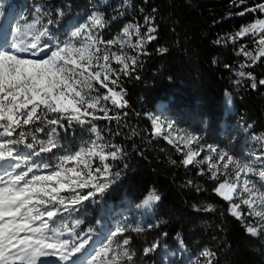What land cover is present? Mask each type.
Here are the masks:
<instances>
[{
	"label": "trees",
	"instance_id": "1",
	"mask_svg": "<svg viewBox=\"0 0 264 264\" xmlns=\"http://www.w3.org/2000/svg\"><path fill=\"white\" fill-rule=\"evenodd\" d=\"M40 2L53 16L59 9L64 23L71 16L87 15L92 0ZM129 2L128 9L120 14V9L115 10L112 4L97 2L113 31H118L126 20L138 18L143 22L146 17L149 18L147 27L156 28L152 33L156 39L136 52V63L131 65L129 74L118 75L115 89L123 90L128 101L126 107L117 109L110 100L104 101L109 115H119L121 119L94 121L103 137L100 142L121 146L123 158L106 161L113 173L111 183L102 194H96L94 206H90L89 200L77 209L75 206L71 218L66 211L59 212L56 217L59 225L64 227L63 224L72 219L93 223L96 214L106 217L112 201L116 207L122 197L129 203L138 202L154 187L162 198L152 216L148 217L147 211L143 213L151 227H142L139 233L126 231L123 234L130 239L127 247L135 254V264H163L158 247L148 255L143 252L155 240L173 248L180 240L190 251L209 249L214 253L212 264H264V234H249L246 222L248 226L250 220L241 207L243 220L234 217L228 202L214 191L222 176L212 179L205 165L195 162L201 154L192 164L184 165L177 146L155 133L145 117L154 103L161 101L163 113L178 127L192 133L203 146L223 148L230 155L239 154L248 134L256 137L253 143L264 144V86L252 89L247 76L233 82V73L237 71L252 73L257 81L264 79V57L253 64L245 60L240 51L243 47L250 52L255 38L247 35L235 38L242 27L264 18L260 12H245V8H253L264 0H246L244 4L234 3V0ZM13 5L20 7L19 0ZM241 12L244 15L238 14ZM225 95L229 96L228 101H224ZM96 115L103 113L99 111ZM90 127L73 124L68 131L73 134L68 135L69 144L76 147L85 138L90 140ZM209 205L213 210L205 211ZM89 211L94 216H89ZM168 263L176 264L172 259H168Z\"/></svg>",
	"mask_w": 264,
	"mask_h": 264
},
{
	"label": "snow or ice",
	"instance_id": "2",
	"mask_svg": "<svg viewBox=\"0 0 264 264\" xmlns=\"http://www.w3.org/2000/svg\"><path fill=\"white\" fill-rule=\"evenodd\" d=\"M236 2L244 4L246 0H234V3ZM37 12H40V9H37ZM245 12L264 13V3H257L253 8H245ZM58 14L63 15L62 12ZM238 14L242 16L244 12ZM43 15L47 16L48 13L45 12ZM88 21L90 23L81 24L71 31L66 39L55 44L44 41V38L50 40L55 38L51 36V29L41 24L40 18L25 26L26 34L31 36L30 40L14 37L15 42L12 43L0 41V161L18 160L19 163L15 165L13 172L21 163L29 164L27 171L13 174L5 170L0 175V264H45L41 259L44 257H58L64 264H82L77 257L78 254L85 252L88 240L70 243L67 239H61L62 233L59 229L50 227V221L55 222L54 218L61 209L69 211L97 193L102 194L109 187L113 175L111 165L106 161L109 158L111 160L123 158L121 146L98 143L103 137L94 121L121 119L119 115L110 116L109 108L102 103L110 100L111 105L117 109L125 108L128 103L123 90L115 91L109 87V83L116 85L119 79V77L110 79L115 71L111 67V61L114 59L122 65L120 71L127 76L129 74L127 61L131 60L132 64H135L136 59L115 52L109 55L108 46L118 43L123 48L127 43L129 47H141L148 41L156 39L152 35L156 28L149 26L146 40L142 39L137 44H132L130 29L139 36L140 27L128 24L123 27L122 36L118 35L116 39L105 42L93 34V30L106 26L103 14L94 12L88 17ZM53 22L49 19L48 25ZM38 24L40 27H37ZM145 24H149L148 17L145 18ZM16 33H21L19 27L16 28ZM246 35L258 40V54L252 55L243 47L240 51L255 64L264 57V19H257L255 23L242 27L235 34V38ZM125 37L128 39L125 40ZM99 45H104L103 49ZM102 51L103 55H100ZM238 75L247 76L251 80L252 89L264 86V79L257 81L252 73L241 71ZM97 84L100 88L107 89L103 95L99 94ZM97 111L103 115H96ZM49 114H54L56 118H50ZM61 117L69 124L75 121L91 125L90 131L96 134V140L74 154L57 157L59 162L55 165L29 163L32 155L51 153L53 149L60 147L56 137V126H63ZM45 124L49 129L46 133L47 139L38 140L35 133L45 132ZM152 124L159 134L161 130L159 122L154 119ZM26 126H32L34 131L26 133ZM13 136L19 138H7ZM27 136H31L33 143H28L26 147L34 149L35 145L39 144L40 149L39 152L33 151L21 157L14 146L23 143ZM194 139L196 137L190 135L185 143ZM169 143L172 141L169 140ZM208 151L216 153L220 161H225L223 163L225 170L231 164L235 175L234 180L231 182L224 180L214 191L230 202L231 214L243 220L245 217L240 211V204L233 202L234 195L237 196L240 202L247 206L249 214L259 218V228L247 226L246 222V231L253 236L264 233V190L257 188V182L250 178L254 175L259 177L260 182H264V154L249 161H241L229 152L211 145L208 146ZM197 154L190 150L182 163L192 164ZM93 157H97L102 164V168L97 167L94 172L91 165ZM211 159V155H206L204 160L195 162L202 164ZM70 161L75 162V165L68 166ZM80 165L87 171L78 170ZM208 167L211 178L215 179L217 164L209 163ZM40 168L54 170H49L46 174H34L33 170ZM30 173L33 174L29 178ZM115 175L118 176L119 173ZM84 189H88L86 194L83 193ZM65 191L71 195L67 197L61 195ZM204 210L212 211L213 208L209 205ZM65 231L72 232L74 228L65 226ZM126 231L139 233L143 229L132 225L117 226L111 233L109 243L91 259H87L86 264H98V259L102 264H135V254L127 247L130 245L129 238L124 237L122 243L116 242V247H112L114 238L123 237ZM49 232L52 236L48 235ZM156 248L157 245L154 243L144 248L143 252L148 255ZM200 255L204 257L206 264H212L211 257L214 253L211 250L204 249Z\"/></svg>",
	"mask_w": 264,
	"mask_h": 264
},
{
	"label": "rangeland",
	"instance_id": "3",
	"mask_svg": "<svg viewBox=\"0 0 264 264\" xmlns=\"http://www.w3.org/2000/svg\"><path fill=\"white\" fill-rule=\"evenodd\" d=\"M103 3H106L107 5L112 4V6L115 8V10H118V13H122L124 10L128 9V6L130 4L129 0H100ZM15 2V0H0V41H7L8 43H12L15 42V40L13 39L14 37L16 39H22V40H30L31 36L26 34V24H31L34 23L35 20L37 18H40L41 24H45L47 25L50 29H51V36H53L55 39H49V38H44L45 42H49L51 44H55L60 40H64L67 38V36L71 33V31L75 30L76 27L80 26L81 24H86V23H90L88 21V17L94 13V12H98V13H102L103 14V19L106 21V26L104 28H97L95 30H93V34L94 35H98L99 38L103 41H108V40H114L117 38L118 35L122 36V31H123V27L128 25V24H135L138 25L140 27V35L137 36L135 34L134 30L130 29L131 32V36H130V41L132 44H137L138 41L140 40H146L147 38V25L145 24V21L140 22L138 21V18H135L134 20H126L122 23L121 28L118 31H113L111 28V23L109 22L108 19L105 18V14L104 12L100 9V7L98 6L97 2L98 0H92L91 3V11L86 15V14H79V15H75V16H71L70 18H68L64 23H62L61 18L63 17V15H59L58 13H60L61 11L58 9L56 10V16H53L52 13H50V10L45 8L44 5H42V2H40V0H19L20 2V7L15 8L13 3ZM37 9H40V12H37ZM48 13L47 16L43 15V13ZM51 14V15H50ZM264 15V13H262ZM115 15V14H113ZM52 19L54 22L50 25H48V20ZM264 19V18H263ZM255 23V22H254ZM19 27L21 29V33L17 34L16 33V28ZM37 27H40V25L38 24ZM85 37H81V39H83ZM125 40H127L128 38H124ZM144 45V44H143ZM253 48L252 50H250V53L252 55H257L258 54V40L254 39V44H253ZM99 47H101L103 49L104 45H99ZM142 47V46H141ZM141 47H129L127 43H125L124 47L121 48L120 45L117 44H113L108 46L109 48V55H111L112 52H115L118 55H124L126 54L127 56H131L134 57L135 59H137V55L136 52L139 51V49ZM100 55H103V51L100 53ZM245 56V55H244ZM245 60H250L249 57L245 56ZM127 63L129 64V70H131V65H132V61L128 60ZM111 67L115 70L111 76L110 79H116L118 77V75L120 73H122L120 71V69L122 68V65H120L117 61H115L114 59L111 61ZM241 71H237L235 73H233V82H237L239 78H241V76L238 75V73ZM97 88H99V94L103 95L107 89H103L100 88V86L97 84L96 85ZM109 87L114 88L115 89V85H112L111 83H109ZM96 94V93H93ZM229 98L226 97L224 98V101H228ZM104 104V101L102 102ZM228 104V102H227ZM105 106V104H104ZM163 102L161 101H156L153 105V109L147 113L145 115V117L150 121L151 123V127L152 130L156 133L155 130V126L152 124V120H157L161 126V130H160V137L163 138V140L167 143H169V140L172 141V143L169 144H174L175 146H177V148L180 150V152L182 153V160H184L188 154V152L191 150L192 152L198 153L195 157V160L198 159L199 155L201 154V157L199 159V161L204 160V157L206 155H211L212 159L210 161H205L203 164L205 165L206 169L211 173V171L209 170V163H216L217 164V175L222 176V180L220 181L223 182L224 180H229L230 182L232 180L235 179V175H234V171H233V166L231 164H229V168L227 170H225L223 168V163L225 161H220L218 156L216 155V153H209L208 151V146H203L201 145L196 139L191 140L190 142L185 143V141L187 140V138L191 135L194 136L192 133H190L188 130L183 129L178 127L165 113H163ZM99 111H97L96 113H98ZM51 117H55L56 116L54 114H49ZM63 117H61V123L63 126L61 125H57V132H56V137L59 140V144L61 145L63 143V141L61 140V136H73V134L71 132L68 131L71 129L72 130V126L73 121L71 124L68 123V121L66 120V123L63 124ZM171 125V127H170ZM25 128H28V126H26ZM45 132L42 135H38L37 133H35L36 136L40 137L41 139H44L46 141L47 139V131L49 130L47 125L45 124ZM34 131V129L32 130ZM92 137L96 139V134L95 133H91ZM246 138H244L242 141V148L240 149V153L239 154H234L233 152L231 153L235 158L240 159L241 161H249L251 159H253L256 156H260L262 154H264V144H260L258 141H256V143H253V141L256 139L254 137L251 136V134H248L247 136H245ZM8 139H12L11 137H7ZM64 140V139H63ZM95 141V140H94ZM65 142V141H64ZM92 142V141H91ZM90 140L85 138L84 140H82L80 143L84 145L88 146L90 145ZM98 143H102L100 141H98ZM66 144H69L66 142ZM85 146V147H86ZM214 147V146H213ZM62 147H59L57 150L62 154ZM216 148V147H215ZM15 149H19V148H15ZM219 150H224L223 148H217ZM107 150V149H106ZM238 150V149H237ZM58 151H56L58 153ZM75 153V152H73ZM93 159V160H92ZM91 159V165H92V170L93 172L95 171V168L97 167H101L102 168V164L99 161V159L97 157H93ZM75 164V162H69V164ZM79 169V168H78ZM80 170H84L85 172L87 170L83 169V165H80ZM242 178H243V174H242ZM250 178L254 181L257 182L256 186L257 188H260L261 190H264V182H260L259 177L251 175ZM219 186H216V188ZM88 191L87 190H83V193L86 194ZM94 191V190H93ZM216 193V192H215ZM61 195H65L70 196L71 193H67V191L62 192ZM217 196H219L220 198H222L223 200H225L222 196H220L218 193H216ZM97 201V195H95L94 197H92L91 200H89V204L90 206H94L93 204H95V202ZM226 201V200H225ZM228 202V207L230 209L231 204L229 201ZM233 202L234 203H239L241 209L244 211L243 213L248 217V219L250 220V225L248 226H257L259 228V218L252 216L249 214V210L247 209L246 205H243L240 202V199L234 195L233 197ZM67 203V201H66ZM79 206V205H78ZM78 206H76L75 208L77 209ZM75 208H72L69 211H66L67 213V217L71 218V214L74 210H76ZM258 211L261 209H257ZM61 213L65 212V210L61 209L60 211ZM87 212V211H86ZM146 212V211H145ZM89 216H94L92 211H89V213H87ZM118 212L114 209V211H110L109 215L106 216L107 220H109V231H107L106 234H104L103 238H98L99 236H102V233L105 231V222L101 221V223H99V221H97V225H101L97 230L101 229V232L99 231H95V241L97 243V245L95 247H93L92 251L90 252V255L83 260L82 264H86V260L87 259H91V257L93 255H96L97 252H100L101 249L104 247L105 244L109 243V239L111 238V233L113 231H115L117 226H120L118 224V221L116 220L118 218ZM95 220H99L97 214L95 215ZM67 219V218H65ZM55 222H51L50 221V225H57L59 224V219L57 220L55 217ZM68 222V220H67ZM70 223H74L76 222V226L78 224H80V221L77 219H72L69 220ZM78 222V223H77ZM124 225H132L133 227H135V225L133 223L130 222H126L124 223L122 226ZM62 235L60 236L61 239H67L64 238L63 235L66 232H61ZM105 233V232H104ZM264 234V233H263ZM49 236H52V233L49 232L48 233ZM85 232L83 234V236H81L78 240L73 239V241H69L71 242H79L83 239H86L84 236ZM124 238V237H123ZM122 237H117L114 238V242L112 244V247H116V242H121L122 243ZM99 239V241H98ZM69 240V239H67ZM154 243V242H153ZM178 250L175 251V254H171L170 251L167 250H162L160 255H162V260H163V264H169L168 262H166L164 259L168 258V259H172L174 262H176V264H206V261L204 259V257H202L200 255V253L204 250L203 248H195L192 250L191 254L189 252L186 251H182L179 247L177 248ZM169 250V247H168ZM98 264H102V261L98 259Z\"/></svg>",
	"mask_w": 264,
	"mask_h": 264
},
{
	"label": "built area",
	"instance_id": "4",
	"mask_svg": "<svg viewBox=\"0 0 264 264\" xmlns=\"http://www.w3.org/2000/svg\"><path fill=\"white\" fill-rule=\"evenodd\" d=\"M50 118H55V117H51L50 116ZM65 123H66V119L64 118L63 119V124H65ZM73 123H76V122H73ZM32 130H33L32 126H29L28 128H25V132L26 133L29 132V131H32ZM43 133L44 132H38L37 134L38 135H42ZM90 137H92V134H91ZM11 138L12 139H18L19 137L18 136H13ZM60 138L63 141V143L60 145V147H62L61 148L62 149V154L57 149H53V151L51 153H41L39 156L32 155L31 156V160H30L29 163H36V164L48 163L50 165H55V164H57L59 162L57 157L62 156V155L74 154L73 152H77V151L80 150V148L83 147L82 143H79L76 147H72L70 144H66V142L69 143L68 142V139H69L68 135L67 136H63L62 135ZM254 138H256V137H254ZM37 139L38 140H44V139H41L38 136H37ZM91 139H93V140H91ZM94 140H95V138H93V137L90 138V142L94 141ZM28 143H33L31 136H27V138L25 139V141L23 143L16 144L14 146L15 148H19V149H16V152H17V154L19 156L22 157V156H25V155H29L33 151L39 152V149H40V145L39 144H36L34 149H29V148L26 147V145ZM85 146L86 145H84V147ZM56 151H58V153ZM17 163H19V161L15 160V159H10L8 161H0V175H2L5 170H7L9 172H13V169H14V167H15V165ZM9 165H11V167ZM74 165L75 164H72V163L68 164V166H74ZM28 166H29L28 163H21L19 168H15V171L13 172V174H19L21 171H27V167ZM49 170H54V169L40 168L39 170L34 169L33 172H34V174L40 175V174H46ZM78 170H80V166H79ZM32 174L33 173L29 174V178L31 177ZM91 199L92 198H90V200ZM117 201H118V203L120 205L116 207V206L113 205V203H112L113 201H112L110 203V208H114V209L117 210L119 215H118V218L116 220L118 221V224L120 226H122L126 222L133 223L135 226H139L141 228L150 225V223L146 222V217L143 216L144 211H147V210L136 208L135 207L136 202L129 203V201H127L125 199V197L124 198L122 197V199L117 200ZM110 208H109V211H108L107 215H109V213L111 211ZM154 209H155V206H154V208L151 211H147L148 212V217L152 216V214L154 212ZM107 224H108V220L105 221V226H104L105 228H107ZM162 237H165V233H162ZM154 243L157 245L158 241H155ZM154 243H152V245ZM178 247L182 251L184 250L186 252L191 253L190 250L184 248V245L182 244V242L180 240L178 241V246L176 248H169V250H168L167 244H161V249L170 251L171 254H173V255L175 254V251L178 250L177 249ZM164 260L166 261L167 258H165Z\"/></svg>",
	"mask_w": 264,
	"mask_h": 264
},
{
	"label": "clouds",
	"instance_id": "5",
	"mask_svg": "<svg viewBox=\"0 0 264 264\" xmlns=\"http://www.w3.org/2000/svg\"><path fill=\"white\" fill-rule=\"evenodd\" d=\"M162 194L154 187H150L148 192L135 204L138 209L151 211L160 202Z\"/></svg>",
	"mask_w": 264,
	"mask_h": 264
},
{
	"label": "bare ground",
	"instance_id": "6",
	"mask_svg": "<svg viewBox=\"0 0 264 264\" xmlns=\"http://www.w3.org/2000/svg\"><path fill=\"white\" fill-rule=\"evenodd\" d=\"M227 98H229V96L226 95ZM86 239L88 240V244L86 245V250L83 254H89L93 247H95L97 245L94 236L91 233H87L85 235ZM82 254H78L77 258H80ZM42 260L45 261V264H63V261H59L58 257H44L41 258ZM81 260V259H80Z\"/></svg>",
	"mask_w": 264,
	"mask_h": 264
},
{
	"label": "water",
	"instance_id": "7",
	"mask_svg": "<svg viewBox=\"0 0 264 264\" xmlns=\"http://www.w3.org/2000/svg\"><path fill=\"white\" fill-rule=\"evenodd\" d=\"M219 197V196H218Z\"/></svg>",
	"mask_w": 264,
	"mask_h": 264
}]
</instances>
